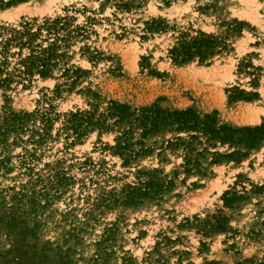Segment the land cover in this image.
I'll list each match as a JSON object with an SVG mask.
<instances>
[{
  "label": "rangeland",
  "instance_id": "rangeland-1",
  "mask_svg": "<svg viewBox=\"0 0 264 264\" xmlns=\"http://www.w3.org/2000/svg\"><path fill=\"white\" fill-rule=\"evenodd\" d=\"M113 13L111 5L101 8L96 0H27L0 9V25L65 14L75 24L96 18L89 38L73 48L72 63L87 73L73 86L56 72L53 78L0 88V117L46 108L61 116L87 109L96 94L134 108L157 103L214 112L234 127L264 124V0H171L167 6L145 0L131 12H116L117 19ZM151 19L164 20L168 29L142 40V23ZM235 22L242 23L240 28ZM123 26L127 31L119 37ZM180 31L214 35L229 47L209 64H176L167 52ZM83 45L100 52L101 60L91 63L80 56ZM235 89L256 95L230 101ZM60 120L53 123V135ZM113 138L93 131L71 145L63 136L48 140L29 164L31 172L20 163L22 146L29 145L0 154V159L9 157V170L0 169V214L4 206H14L19 214L12 233L0 236V264H60V259L94 264L99 242L112 225L108 256L97 264H122L123 258L131 264H264V141L239 164L213 165L204 175L186 176L177 168L180 159L171 155L166 162L152 155L123 165L111 149ZM153 169L175 182L162 200L97 206L107 193L135 184L138 170ZM226 192L241 198L225 206ZM218 213L228 219L225 232L203 236L186 227L194 216Z\"/></svg>",
  "mask_w": 264,
  "mask_h": 264
},
{
  "label": "trees",
  "instance_id": "trees-1",
  "mask_svg": "<svg viewBox=\"0 0 264 264\" xmlns=\"http://www.w3.org/2000/svg\"><path fill=\"white\" fill-rule=\"evenodd\" d=\"M27 0H0V9L26 2ZM101 8L111 5L116 12H131L139 8L145 0H96ZM167 6L171 0H160ZM85 10V8H84ZM113 13L114 19L116 18ZM93 14V12H92ZM96 18L87 16L84 24H75V18L68 14L21 21L17 24L0 25V88H9L14 83L29 84L35 77L53 78L59 73L60 78L71 80L73 86L87 72L72 63L76 54L74 47L85 42L92 33ZM236 27L242 25L235 22ZM121 37L127 31L120 27ZM168 25L164 20L144 21L140 28V38L147 39L154 33L166 32ZM228 43L217 36L187 31L178 32L173 45L168 49V56L176 64L196 61L209 64L211 60L227 50ZM80 56H85L91 63L98 62L102 54L91 50L89 46L78 47ZM256 94H244L235 89L229 95L230 101H250ZM61 119V120H60ZM60 120L56 134H52L53 123ZM114 134V154L122 158L123 165L143 157L155 155L159 162L168 161V155L180 159L177 166L186 176L204 175L210 166L232 162L239 164L256 150L264 141V124L234 127L221 123L216 113L202 114L193 108H164L157 103L132 107L114 100L104 101L99 95L92 94V101L87 109H77L59 116L52 108L32 112H6L0 117V154L9 148L22 146V162L26 171L31 172L48 140L63 136L68 144L79 142L88 133ZM12 139L9 142V139ZM69 141V142H68ZM24 156V157H23ZM9 157L0 159V169L9 170ZM175 178L178 171L174 172ZM175 187L174 179L161 176L158 170H138L136 182L124 186L119 193L111 192L98 201L97 206L135 207L145 202L159 201ZM241 198L235 193H224L225 206L234 199ZM4 201L0 200V208ZM0 214V236L8 237L16 225L19 214L14 206L6 208ZM186 227L194 228L198 234L209 236L225 232L228 219L221 213L205 218L194 216L185 221ZM5 231V232H4ZM7 231V232H6ZM115 226L105 229L100 250L95 254L93 263L104 261L107 256V243L113 239ZM164 240L171 242L169 239ZM63 264V259H60ZM122 264H131L129 258H123ZM149 264H164L154 260Z\"/></svg>",
  "mask_w": 264,
  "mask_h": 264
},
{
  "label": "bare ground",
  "instance_id": "bare-ground-1",
  "mask_svg": "<svg viewBox=\"0 0 264 264\" xmlns=\"http://www.w3.org/2000/svg\"><path fill=\"white\" fill-rule=\"evenodd\" d=\"M212 99H213V98H212ZM216 99H217V98H216ZM218 100H220V98H219V99H217V101H218ZM241 117H242V116H241ZM241 117H240V119H242V118H243V117H242V118H241ZM244 118H245V117H244ZM243 120H244V119H243ZM245 121H246V120H245ZM247 121H249V120L247 119ZM247 121H246V122H244V123H247ZM239 122H240V120H239ZM240 123H241V122H240ZM242 123H243V122H242Z\"/></svg>",
  "mask_w": 264,
  "mask_h": 264
}]
</instances>
